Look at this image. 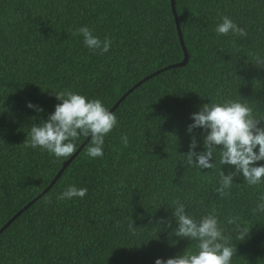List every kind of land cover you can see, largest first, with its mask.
<instances>
[{
	"label": "trees",
	"instance_id": "trees-1",
	"mask_svg": "<svg viewBox=\"0 0 264 264\" xmlns=\"http://www.w3.org/2000/svg\"><path fill=\"white\" fill-rule=\"evenodd\" d=\"M174 5L186 63L144 80L118 103L103 156H86L85 143L51 187L0 232V264H152L154 257L179 254L195 242L167 235L175 226L167 205L175 199L197 218L215 209L233 237L235 226L225 219L239 216L250 228L235 242L232 264H264V215L250 211L264 182L248 186L233 175L221 196L213 190L216 170L201 174L179 154L188 150L189 114L207 97L241 99L264 115V63L255 65L264 57V0ZM222 15L246 36L215 33ZM80 25L111 38L109 50L98 55L85 48L75 33ZM182 57L170 0H0V227L69 158L24 146L29 117L46 118L58 102L52 89L99 98L110 109L137 81ZM193 132L199 142L201 130ZM68 184L87 192L57 200Z\"/></svg>",
	"mask_w": 264,
	"mask_h": 264
},
{
	"label": "clouds",
	"instance_id": "clouds-1",
	"mask_svg": "<svg viewBox=\"0 0 264 264\" xmlns=\"http://www.w3.org/2000/svg\"><path fill=\"white\" fill-rule=\"evenodd\" d=\"M214 31L222 36H246L245 29L227 15L220 16ZM75 33L85 48L98 55L107 52L112 44L111 38L98 37L87 25H80ZM262 63L264 57L257 56L255 65ZM52 90L58 102L46 118L29 117L32 122L27 127L28 139L24 146L45 151L56 159H67L87 138L84 154L90 158L102 157L105 136L117 124L116 114L99 98L71 89ZM25 107L36 113L43 111L31 101H26ZM0 111L5 109L0 108ZM189 116L190 123L185 126L188 150L179 154H183L185 165L200 173L201 169L216 170L215 193L225 195L234 184L233 175L241 176L248 186L264 182V115L254 112L252 106L241 99L207 97V102L200 104ZM196 128L202 133L199 142L197 134L193 132ZM120 142L127 146V136L122 134ZM198 143L200 150H196ZM221 165L229 166L230 170H222ZM86 192L85 187L68 184L56 194V199L82 198ZM49 199L46 198L45 202ZM167 207L171 209V217L175 221V226L170 228L167 235L186 238L195 243L194 246L188 244L179 254L154 257L152 264H232L235 242L245 239L250 228L241 226L239 216H228L225 219L226 223L235 226L233 237L225 234L215 209L197 218L186 210L183 200L175 199ZM250 211L254 215H264V193L257 196ZM155 226H158L156 233L161 225L157 223ZM163 227H169L168 223L165 222ZM129 228H135L132 221ZM175 242L172 240L170 244Z\"/></svg>",
	"mask_w": 264,
	"mask_h": 264
},
{
	"label": "water",
	"instance_id": "water-1",
	"mask_svg": "<svg viewBox=\"0 0 264 264\" xmlns=\"http://www.w3.org/2000/svg\"><path fill=\"white\" fill-rule=\"evenodd\" d=\"M170 9L173 15V19H174V23H175V28H176V33H177V37H178V41L181 47V50L183 52V57L179 62L176 63H172L169 65H166L162 68H159L155 71H153L152 73L144 76L142 79H140L139 81H137L135 84H133L130 88H128L117 100L116 102L111 106V108L109 109L110 111H113L114 108L118 105V103L124 99V97L131 92L135 87H137L141 82H143L144 80L150 78L151 76L169 69L171 67H176V66H182L186 63L187 58H188V54H187V50L184 46L183 43V39H182V34L180 31V27H179V23H178V19H177V15H176V10H175V5H174V0H170ZM87 142V138H85V141H82L81 144L77 147L76 151L69 156V158L67 160H65L60 168L58 169V171L56 172V174L53 176V178L51 179V181L49 182V184L46 186V188H44L40 193H38L36 196H34L30 201H28L24 206H22L15 214H13L1 227H0V232L3 231L4 228H6L9 223L20 213L22 212L24 209H26L29 205H31L33 203V201H35L38 197H40L45 191H47L51 185L54 183V181L59 177V175L61 174V172L63 171V169L66 167V165L70 162V160L78 153V151L84 146V144Z\"/></svg>",
	"mask_w": 264,
	"mask_h": 264
}]
</instances>
